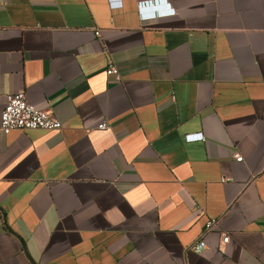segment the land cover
Returning a JSON list of instances; mask_svg holds the SVG:
<instances>
[{"label":"crops","instance_id":"1","mask_svg":"<svg viewBox=\"0 0 264 264\" xmlns=\"http://www.w3.org/2000/svg\"><path fill=\"white\" fill-rule=\"evenodd\" d=\"M138 1L0 0V264H264V0Z\"/></svg>","mask_w":264,"mask_h":264},{"label":"built area","instance_id":"2","mask_svg":"<svg viewBox=\"0 0 264 264\" xmlns=\"http://www.w3.org/2000/svg\"><path fill=\"white\" fill-rule=\"evenodd\" d=\"M138 10L142 19H150L153 17L161 16L164 14L174 13V8L169 10H160L153 8L149 11H144V2L138 1ZM106 73L115 74V78L119 79V71L113 62L108 63ZM62 125L59 118H57L51 111L35 107L27 99L24 90L17 92H8L5 94V102L0 112V131L7 133L12 129H30V128H43V129H57ZM105 121L97 123L98 128L106 127ZM203 137L202 132H190L185 134L186 140L200 139ZM236 160H241L242 155L239 152L234 153ZM211 221L206 223V228L210 227ZM229 234L222 233V241L227 242ZM203 238L198 239L192 248L195 251H200L205 246Z\"/></svg>","mask_w":264,"mask_h":264}]
</instances>
